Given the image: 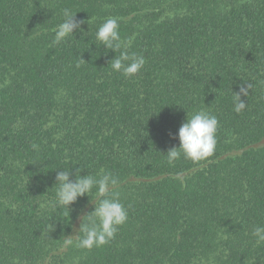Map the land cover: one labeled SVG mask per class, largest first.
Returning a JSON list of instances; mask_svg holds the SVG:
<instances>
[{
	"label": "trees",
	"instance_id": "16d2710c",
	"mask_svg": "<svg viewBox=\"0 0 264 264\" xmlns=\"http://www.w3.org/2000/svg\"><path fill=\"white\" fill-rule=\"evenodd\" d=\"M65 8L82 31L53 44ZM109 18L146 60L136 76L112 71L120 52L95 39ZM200 110L219 121L214 155L169 165L179 127ZM77 168L118 178L128 210L115 238L91 250L61 246L82 235L95 190L69 215L48 207L56 173L72 179ZM257 225L264 0H0V264H264Z\"/></svg>",
	"mask_w": 264,
	"mask_h": 264
},
{
	"label": "clouds",
	"instance_id": "9594fccd",
	"mask_svg": "<svg viewBox=\"0 0 264 264\" xmlns=\"http://www.w3.org/2000/svg\"><path fill=\"white\" fill-rule=\"evenodd\" d=\"M75 13L65 8L62 12L63 19L54 29L53 44H60L69 37H74V32L81 30L83 20L75 18ZM119 18L106 19L99 25L95 39L106 50L119 51V56L112 58L111 70L120 72L125 77L136 76L144 67L146 60L142 55L129 54L127 49L131 41L122 40L120 35ZM83 60V59H81ZM77 63L76 67H79ZM248 85L241 86L239 92H235L233 97L234 111L240 113L246 107V103L241 99V95H248ZM219 121L217 117L207 111L200 110L186 119L178 129L179 146L170 148L165 154L169 165L180 159L191 160L194 164L207 160L214 155L217 139L216 132ZM81 169L77 168L74 178L70 179V172L61 169L56 173L55 197L49 201L48 207L51 209H67L74 204L78 198L89 196L95 190L96 200L91 212L83 214L81 224L78 229L81 236L73 239L72 235L66 236L63 240L62 249L72 246L91 250L100 247L113 240L119 226L128 220V210L119 199L120 181L109 172H104L99 177L93 175H79ZM173 179L179 180L181 184L186 179L183 172L176 173ZM252 236L256 238L257 244L264 243V225H257L252 230Z\"/></svg>",
	"mask_w": 264,
	"mask_h": 264
}]
</instances>
